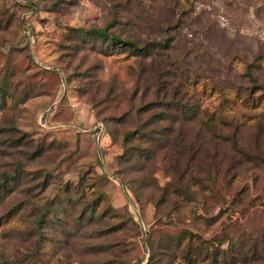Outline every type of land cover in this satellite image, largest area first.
Listing matches in <instances>:
<instances>
[{
  "label": "rangeland",
  "instance_id": "obj_1",
  "mask_svg": "<svg viewBox=\"0 0 264 264\" xmlns=\"http://www.w3.org/2000/svg\"><path fill=\"white\" fill-rule=\"evenodd\" d=\"M3 180L0 264H264V0H0Z\"/></svg>",
  "mask_w": 264,
  "mask_h": 264
},
{
  "label": "trees",
  "instance_id": "obj_2",
  "mask_svg": "<svg viewBox=\"0 0 264 264\" xmlns=\"http://www.w3.org/2000/svg\"><path fill=\"white\" fill-rule=\"evenodd\" d=\"M75 31H79V33L77 34V36L83 35L84 32H85V34L87 35L88 38H90V39H97V38H98V39L100 40L101 43H105V42H107V41H113L114 39H116L115 37H113L112 35H110L109 33H107V31H106L105 28H93V29H91V30L84 31L83 33H80V32L83 31L82 29H80V28H76ZM112 37H113V38H112ZM119 40H120L119 43H121L122 45H128L129 48H134V49H137V50H142V49L137 45V43H136L134 40H132V39H129V38H127V39L120 38ZM251 79H252V78H251ZM252 80H254V79H252ZM254 81H255V80H254ZM179 105L182 106V110L190 109V108H189L190 106L188 105L187 102H180V101H179ZM129 134H130V133H127V134L125 135L124 140L127 141L128 137H129ZM4 177H5V179H6V178H8L9 176L6 175V176H4ZM5 185H6V181L3 180V182L0 183V188H1V187L3 188ZM34 223H35L36 225H38V223H40V221L38 220V218H36V219L34 220Z\"/></svg>",
  "mask_w": 264,
  "mask_h": 264
},
{
  "label": "built area",
  "instance_id": "obj_3",
  "mask_svg": "<svg viewBox=\"0 0 264 264\" xmlns=\"http://www.w3.org/2000/svg\"><path fill=\"white\" fill-rule=\"evenodd\" d=\"M102 124H97L91 129L92 135H95L97 139L100 138V136H104V130H103Z\"/></svg>",
  "mask_w": 264,
  "mask_h": 264
}]
</instances>
